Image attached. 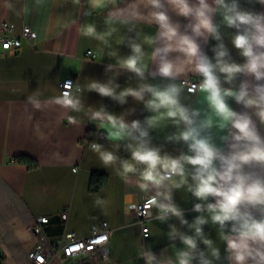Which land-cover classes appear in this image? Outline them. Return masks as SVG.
<instances>
[{
	"label": "crops",
	"instance_id": "1",
	"mask_svg": "<svg viewBox=\"0 0 264 264\" xmlns=\"http://www.w3.org/2000/svg\"><path fill=\"white\" fill-rule=\"evenodd\" d=\"M236 2L241 10L264 14V0ZM161 3L164 7L158 9L150 0H108L106 6L93 9L91 0H0V29L8 22L16 33L29 25L38 34L35 48L0 49V264H33L28 253L38 236L32 224L44 215L51 216L45 228L55 240L65 231L86 237L95 226L107 223L109 264H148V254L156 257L154 264L167 259L178 264L176 253L188 250L183 236L196 240L190 264H235L226 237H235L233 227L238 225L228 221L221 226L213 217L221 214L217 201L226 199L236 183L243 181L242 192H246L253 179H264V160L256 158L264 153V77L257 80L246 69L222 72L226 65L217 58L218 51H226L222 59L228 63L245 64L246 58L232 43L237 29L227 26L225 10L215 0L206 3L213 10L210 15L218 39L203 29L193 32L194 18L174 10L183 7L182 0ZM190 3L198 6V0ZM231 3L225 0V4ZM159 11H166L177 29L175 35L169 34L167 22L156 20L154 13ZM88 26L95 27V36L83 34ZM193 41L215 66L220 89L217 99L225 105L227 115L216 106L198 70L204 61L191 53ZM133 45L140 46L139 53L133 52ZM130 55L138 58L143 76L123 67ZM166 63L171 66L169 77L158 71ZM73 75L80 86L72 96L79 101V110L55 103L63 98L61 82ZM194 79L203 83L196 93L185 83ZM92 82L111 87L120 99L129 92L143 99L128 95L121 103L89 90ZM168 85L178 89V95L174 94L177 105L155 95ZM148 86L153 90L148 91ZM29 97L39 103L38 108ZM181 106L190 115L196 113L191 116L193 126L213 146L216 156L207 182L212 192L202 193L201 198L194 192L198 183L205 185L193 179L199 166L188 162L194 152L190 142L182 139L188 125L180 116ZM133 121H139V129L131 126ZM122 123L128 127L122 129ZM246 123V128L240 127ZM90 129L95 131L99 152L82 143ZM98 130L105 136L97 137ZM140 130L146 131L147 137L141 138ZM141 141L158 149L161 157H169L163 160V168L158 166L161 175L172 168L173 159H177L178 175L160 185L144 180L147 166L132 158ZM101 153H112L115 160L105 165ZM22 154L38 165L28 168L16 162ZM244 155L249 156L247 162L240 159ZM126 165L133 171H126ZM95 172L108 179L91 192ZM149 196L158 200L149 221L150 235L144 237L130 207ZM161 204L174 205L181 216L168 213L159 219ZM197 204L200 211L195 210ZM236 207L257 219L264 218V205H253L245 196ZM66 209L67 223L59 215ZM197 218L204 223H197ZM196 227L201 228L199 235ZM205 240L211 243L205 244ZM214 249L218 257L213 256ZM51 264L74 263L57 260ZM247 264L253 261L249 259Z\"/></svg>",
	"mask_w": 264,
	"mask_h": 264
},
{
	"label": "clouds",
	"instance_id": "2",
	"mask_svg": "<svg viewBox=\"0 0 264 264\" xmlns=\"http://www.w3.org/2000/svg\"><path fill=\"white\" fill-rule=\"evenodd\" d=\"M79 3V0H75ZM108 0H91V6L93 9L106 6ZM173 0H168V3H172ZM215 3L224 8V20L227 26L230 28H236L237 32L234 35L232 43L236 49H238L243 57L246 58L245 64H236L225 62L222 58L226 55V51L221 50L217 52V58H220L226 65L222 72L226 74L231 73H241L245 69L247 73L254 74L256 79L259 80L264 77V51H257V49H264V14L255 13L252 11L241 10L236 0H232V3L225 4V0H215ZM150 4L154 8H163L164 5L161 0H150ZM183 7L179 9H174L179 15L184 17H192L196 21L193 25V32L199 33L201 29L207 31L219 38L216 25L213 24L210 13L213 11L212 8L206 0H198V6H194L190 3V0H182ZM156 20L158 22H167L169 34L175 35L177 29L172 26L169 16L166 11H159L154 13ZM87 36H95L96 31L94 26H88L83 33ZM186 37L188 35H185ZM187 42V41H186ZM223 49V46H221ZM190 51L193 55H198L201 60L204 61L203 64L198 65V70L205 78V84L208 89L211 90V95L216 97L219 95V81L215 76V66L214 64L204 56L199 45L193 41L190 43ZM133 52L139 53L140 46L133 45ZM138 58L136 55H130L124 61L123 67L135 73L138 76H143L141 69L137 66ZM159 74L164 77L171 76V66L170 64H164L158 69ZM259 87V86H258ZM66 88L70 89V85H66ZM89 90H95L102 96H109L115 99H119L121 103L124 102L125 97L131 95L137 99H143L142 97H137L134 92H129L124 94V98L120 99L115 95L114 90L106 85H102L96 82H92ZM148 91H152V86H148ZM178 95V89L174 85H168L163 90L156 91L155 95L162 98L167 97L168 103L171 105H177L179 103L176 95ZM29 101L33 102L35 107H39V103L33 101L32 97H29ZM237 102H243L242 100H237ZM55 103H58L66 108H73L74 110H79L77 107L79 101H74L71 97V91H65L63 93L62 99H56ZM244 103V102H243ZM247 106V105H245ZM226 114V113H225ZM237 114V113H236ZM98 115V114H97ZM189 110H186L183 106L180 108V116L182 120L188 125V130L182 134V139L185 142H190L189 147L194 152V155L188 158V162L192 165L199 166L196 169V174L193 179L198 182L202 181L204 185L207 184L208 179L213 174L214 161L216 160L215 152L213 146L210 145L206 138L200 137V132L197 127L193 126V120L191 118ZM227 115V114H226ZM250 119V118H249ZM74 122V121H72ZM131 126L133 128L139 129V121H133ZM247 123L241 125L240 127L246 128ZM128 125L126 123L121 124L122 129H126ZM148 133L144 130H140V137H147ZM92 149L95 151H100V145L92 144ZM132 158L137 162L145 164L147 167L143 173V179L151 182L155 185H160L165 179L169 178L165 175H161L157 170L158 166L163 168V160L169 158L167 156L161 157L159 150L155 148H150L147 143L141 141L138 150L132 152ZM257 159L264 160V153L257 155ZM101 159L104 164H110L115 160L112 153H101ZM241 160L247 162L249 156L244 155L240 157ZM177 159H173V169L176 167ZM126 171H133L129 166H125ZM243 181L235 184V187L230 190V194L226 199H221L217 201L220 206V213L213 217L214 222H219L221 226L228 221H234L237 226L233 227V231L237 233L235 237H226L227 240V250L230 253V259H232L235 264H247L248 260L251 259L253 264H264V218L257 219L252 216L250 212H241L236 206L241 200L242 196H245L248 202L253 205L261 204L264 205V179L255 178L251 181L250 185L247 187L246 192H242ZM202 187L197 186V190L194 195L197 198H201ZM211 194L210 192H208ZM152 204H156L155 198L151 201ZM162 215L158 218L163 220L167 217L168 213L175 215L177 217L181 216V212L174 205H159ZM210 207H215V205H210ZM201 206L199 204L195 205V210L200 211ZM197 223L203 224L200 218H197ZM197 235L201 233V228L196 227L195 229ZM183 243L187 246L188 250L179 251L176 253L178 264H190L192 257V252L196 249V240L190 236L181 237ZM205 244H210V241L205 240ZM252 245H257V247H252ZM213 256L218 257V251L213 250ZM203 256V253H201ZM148 264H154L156 257L152 254H148L146 257ZM158 264H173L170 259L158 262ZM203 264H210L209 261H203Z\"/></svg>",
	"mask_w": 264,
	"mask_h": 264
},
{
	"label": "built area",
	"instance_id": "3",
	"mask_svg": "<svg viewBox=\"0 0 264 264\" xmlns=\"http://www.w3.org/2000/svg\"><path fill=\"white\" fill-rule=\"evenodd\" d=\"M38 40L37 32L29 25H25L20 33H16L13 25L4 22L0 29V49L3 51H19L24 45L32 48L36 47ZM88 55H93L88 52ZM188 90L196 93L203 86L199 79L186 80ZM70 85V89L66 88ZM71 91V97L80 91L77 76L73 75L61 82V93ZM97 137H104L105 132L98 130ZM83 145H92L88 139L82 141ZM77 170V167L74 169ZM178 175V165L165 173V176L172 178ZM157 196H149L144 200L131 205L130 211L142 225L144 237L150 235L149 221L154 216L153 205L151 201ZM61 219L67 223L69 219V210H63L59 213ZM51 222V216L44 215L39 217L32 224V230L38 236V241L28 253V258L33 264H51L54 261H70L74 264H109L110 261V233L107 223L95 226L91 233L86 237H79L75 232L65 231L60 240L52 239L46 233V226Z\"/></svg>",
	"mask_w": 264,
	"mask_h": 264
},
{
	"label": "trees",
	"instance_id": "4",
	"mask_svg": "<svg viewBox=\"0 0 264 264\" xmlns=\"http://www.w3.org/2000/svg\"><path fill=\"white\" fill-rule=\"evenodd\" d=\"M86 139H88L90 142L94 143L96 136L95 131L90 129L87 135L85 136ZM15 161L18 163H22L28 166V168H34L38 165L37 161L29 157L28 155H19L15 158ZM108 177L104 173L95 172L92 175L91 181H90V191L96 192L98 191L107 181Z\"/></svg>",
	"mask_w": 264,
	"mask_h": 264
},
{
	"label": "snow or ice",
	"instance_id": "5",
	"mask_svg": "<svg viewBox=\"0 0 264 264\" xmlns=\"http://www.w3.org/2000/svg\"><path fill=\"white\" fill-rule=\"evenodd\" d=\"M161 99L164 102H167V103L169 102L167 97H162ZM212 99H213V101L215 102L216 106L218 107V109L221 112H224V113L228 114L225 105L223 103H221L220 100L217 99V97L215 95L212 96ZM201 192L202 193L212 192V188L208 187L207 184H206L204 187H202Z\"/></svg>",
	"mask_w": 264,
	"mask_h": 264
}]
</instances>
